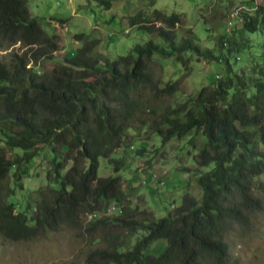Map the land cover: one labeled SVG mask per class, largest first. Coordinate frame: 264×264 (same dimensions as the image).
Listing matches in <instances>:
<instances>
[{
	"label": "trees",
	"instance_id": "obj_1",
	"mask_svg": "<svg viewBox=\"0 0 264 264\" xmlns=\"http://www.w3.org/2000/svg\"><path fill=\"white\" fill-rule=\"evenodd\" d=\"M97 1L109 9L108 1ZM142 1L153 5L157 0ZM241 2L248 10L237 14L240 31L264 34V0ZM129 23H144L139 27L156 34L162 43L150 40L110 61L98 51L99 39L80 34L75 40L82 45L75 54L46 71L41 62L54 59L59 37L47 34L31 17L27 0H0V51L16 44L26 48L21 55L14 54L9 64L0 61V235L10 242L32 241L63 226L83 229L81 217L94 215L84 228L86 233L118 225L127 229L128 236L106 237V246L95 249L89 260L227 264L226 236L235 227L248 229L255 216L264 213V183L255 181L264 175V53L260 60L250 57L247 71H237L235 54L250 47L247 39L231 37L227 47L222 36L216 50L202 48L188 32L177 43L175 27L180 17L156 10L147 20L133 17ZM154 55L172 57L185 70L190 56L222 68L211 87L168 109L151 126L163 143L187 135L191 144L197 135L204 139L194 158L201 198L186 194L167 216L150 223L120 215L104 218L99 212L108 202L125 207L128 200L120 177H98L99 159L108 160L115 173L124 168V158L111 156L122 148L138 109L135 98L143 88L162 95L177 91L176 83L157 89L149 72ZM45 148L52 153L49 185L40 192L32 212L26 204L14 214V204L5 201L7 193L13 194L9 180L20 186L30 161ZM15 150L21 154L9 158ZM133 153L141 157L144 150ZM211 164L209 171L201 173ZM137 231L143 234L130 245Z\"/></svg>",
	"mask_w": 264,
	"mask_h": 264
},
{
	"label": "rangeland",
	"instance_id": "obj_2",
	"mask_svg": "<svg viewBox=\"0 0 264 264\" xmlns=\"http://www.w3.org/2000/svg\"><path fill=\"white\" fill-rule=\"evenodd\" d=\"M106 1L110 4L109 9L97 0H27L31 17L36 18L47 34L59 37V50L53 60L41 62L43 70L48 71L65 57L74 55L82 45V42L75 40V36L80 34L86 39H99L101 44L98 51L110 61L126 56L134 46L150 40L161 44L156 34H149L139 27L144 23H129L133 17L147 20L155 10L165 16L175 14L180 17V24L175 27L177 43L187 37L188 32L194 34L196 43L202 48L216 50L219 49L218 39L222 36L226 37L227 47L231 37L249 40L250 47L235 54L238 58L235 62L237 71H247L250 57L258 60L264 53L263 33L240 31L237 14L241 6H247L242 0H157L153 5L142 0ZM156 26H160L159 23ZM25 50L16 44L6 51H0V61L9 64L14 54L21 55ZM190 58L192 61L185 70L172 57L153 56L149 72L157 89L168 83H176L177 91L162 95L156 89L147 87L135 98L138 109L125 133L122 148L111 156L112 159L124 158V168L115 173L110 162L103 158L99 159L98 167L99 178L120 177L128 202L125 207L108 202L105 210L99 212L101 217L129 216L150 223L167 216L181 204L186 194L200 200L201 191L197 185L199 174L194 171V158L204 139L197 135L191 144V135H187L163 143L151 129L168 109L191 100L202 88L211 87L217 75L221 76L222 68L216 62H207L195 56ZM231 62L234 63V60L231 59ZM136 149H143V156L136 157L133 153ZM15 154L21 152L15 150L8 157L13 158ZM51 159V150L42 149L30 161L28 174L21 178L20 186H15L13 180H9L13 194L8 196L7 193L5 201L14 204V214L22 211L26 204L29 212L35 208L40 192L49 185L47 173ZM70 166L71 163H68ZM212 167L211 164L201 169V173ZM157 181L163 185L156 184ZM255 181L264 183V175ZM110 206H115L116 211L107 212ZM86 218L81 217L83 229L63 226L59 232L32 241L10 242L0 235V264H100L94 258L89 260L90 254L106 246V237L126 238L128 232L124 226L117 225L108 229L97 228L89 234L84 228L92 219L90 216ZM107 232L110 236L104 237ZM142 234V231L135 232L129 240L130 245ZM225 240L230 254L227 264H264V213L257 214L248 229L235 227Z\"/></svg>",
	"mask_w": 264,
	"mask_h": 264
},
{
	"label": "built area",
	"instance_id": "obj_3",
	"mask_svg": "<svg viewBox=\"0 0 264 264\" xmlns=\"http://www.w3.org/2000/svg\"><path fill=\"white\" fill-rule=\"evenodd\" d=\"M247 8H248L247 6H241L240 10H248ZM156 184L163 185L160 181H157ZM114 210H115V208L112 206L111 208L108 209L107 212H111V211H114ZM90 218L93 219V218H95V216L94 215H90Z\"/></svg>",
	"mask_w": 264,
	"mask_h": 264
},
{
	"label": "bare ground",
	"instance_id": "obj_4",
	"mask_svg": "<svg viewBox=\"0 0 264 264\" xmlns=\"http://www.w3.org/2000/svg\"><path fill=\"white\" fill-rule=\"evenodd\" d=\"M90 219H92V218H90Z\"/></svg>",
	"mask_w": 264,
	"mask_h": 264
}]
</instances>
